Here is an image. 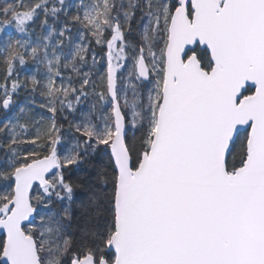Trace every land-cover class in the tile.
Returning a JSON list of instances; mask_svg holds the SVG:
<instances>
[{
  "label": "snow or ice",
  "instance_id": "6c2138e0",
  "mask_svg": "<svg viewBox=\"0 0 264 264\" xmlns=\"http://www.w3.org/2000/svg\"><path fill=\"white\" fill-rule=\"evenodd\" d=\"M0 73V264H264V0H3Z\"/></svg>",
  "mask_w": 264,
  "mask_h": 264
},
{
  "label": "trees",
  "instance_id": "16d2710c",
  "mask_svg": "<svg viewBox=\"0 0 264 264\" xmlns=\"http://www.w3.org/2000/svg\"><path fill=\"white\" fill-rule=\"evenodd\" d=\"M0 2H3V0H0ZM72 2L76 3V0H72ZM39 36H40V30H39V28H37L36 34L32 38L33 39H37V38H39ZM0 74H2V73H0ZM36 112H37V114H39L40 113V109H36Z\"/></svg>",
  "mask_w": 264,
  "mask_h": 264
}]
</instances>
